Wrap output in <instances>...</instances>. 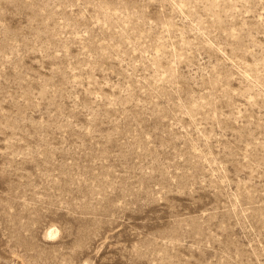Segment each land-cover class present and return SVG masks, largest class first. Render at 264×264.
Segmentation results:
<instances>
[{"label": "rangeland", "instance_id": "374dc122", "mask_svg": "<svg viewBox=\"0 0 264 264\" xmlns=\"http://www.w3.org/2000/svg\"><path fill=\"white\" fill-rule=\"evenodd\" d=\"M0 264H264V0H0Z\"/></svg>", "mask_w": 264, "mask_h": 264}, {"label": "bare ground", "instance_id": "6f19581e", "mask_svg": "<svg viewBox=\"0 0 264 264\" xmlns=\"http://www.w3.org/2000/svg\"><path fill=\"white\" fill-rule=\"evenodd\" d=\"M51 235H53V233Z\"/></svg>", "mask_w": 264, "mask_h": 264}]
</instances>
